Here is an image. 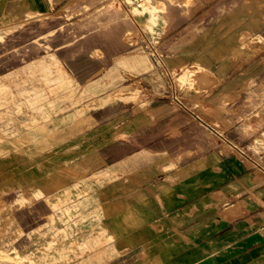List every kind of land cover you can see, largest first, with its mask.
<instances>
[{"label": "crops", "instance_id": "obj_1", "mask_svg": "<svg viewBox=\"0 0 264 264\" xmlns=\"http://www.w3.org/2000/svg\"><path fill=\"white\" fill-rule=\"evenodd\" d=\"M72 1L0 0V28ZM227 9L161 56L168 82L152 101L118 109L112 96L118 56L125 76L143 56L149 72L128 18L114 21L104 69L94 55L0 80V105H15L0 113V193L27 200L0 264H264V115L248 97L264 89V0ZM172 22L176 40L199 19Z\"/></svg>", "mask_w": 264, "mask_h": 264}, {"label": "rangeland", "instance_id": "obj_2", "mask_svg": "<svg viewBox=\"0 0 264 264\" xmlns=\"http://www.w3.org/2000/svg\"><path fill=\"white\" fill-rule=\"evenodd\" d=\"M237 0H73L63 8L54 9L45 14H32L18 23L0 28V80L8 77L19 66H70L76 67L82 64L92 65L94 55L100 57L102 69L109 66V46L112 42L116 22L122 18L133 20L132 34L128 45L136 48L140 54L147 55L148 77L142 78L140 73L144 65V56L133 58V75L125 76L122 71L129 67L130 61L124 57H117V74H111L115 78L118 89H112V96L119 106L140 102L142 99L153 100V97L161 93L168 82L163 67L161 56L169 54L183 46L189 39L194 37L204 27V21L216 18L221 14L229 13L228 6ZM229 3V4H228ZM215 8L210 9L211 6ZM200 8L196 10V8ZM197 16L198 25L186 26V32L180 36L184 27L176 29L177 39L174 40L170 29H173V19L180 17ZM126 21V20H125ZM122 20V23H125ZM120 22V21H117ZM136 24H140L136 26ZM176 25V24H175ZM124 26V24H123ZM129 27V28H131ZM148 32V41L141 42L139 28ZM176 28V27H175ZM111 29V30H110ZM128 29V28H127ZM95 32V34H94ZM165 33V35H161ZM167 33V34H166ZM93 35H96L95 38ZM256 39H252L250 46ZM138 40V41H137ZM125 44V42H124ZM260 48H264L261 43ZM95 51V54L90 53ZM82 55H85L84 58ZM98 59V58H97ZM138 63H137V62ZM121 73V74H120ZM20 76H28L27 73L13 74L6 80H14ZM109 75L103 78L107 86ZM114 81V80H113ZM126 82V83H125ZM108 87V86H107ZM109 89L103 88L105 101L101 105H108ZM250 103H259L258 116L264 115V89L255 90L249 94ZM112 98V99H113ZM11 103H14L13 100ZM106 103V104H105ZM120 104V105H119ZM15 105H0V113L5 112L11 116V108ZM72 108V107H71ZM21 193V192H20ZM0 193V219H3L0 227V245L3 248L1 257H11L7 254V248L20 238L22 230L14 227L12 212L15 207L27 203L26 198L18 196L13 201L14 195L19 194L10 191L5 195ZM5 248V249H4Z\"/></svg>", "mask_w": 264, "mask_h": 264}]
</instances>
